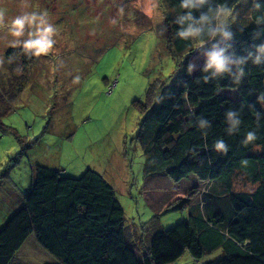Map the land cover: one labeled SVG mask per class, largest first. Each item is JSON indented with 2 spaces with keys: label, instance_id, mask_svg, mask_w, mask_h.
Returning <instances> with one entry per match:
<instances>
[{
  "label": "rangeland",
  "instance_id": "obj_1",
  "mask_svg": "<svg viewBox=\"0 0 264 264\" xmlns=\"http://www.w3.org/2000/svg\"><path fill=\"white\" fill-rule=\"evenodd\" d=\"M143 2L0 0L6 22L22 12H47L58 33L53 51L35 57L27 68L16 54L10 55L11 60L5 56L13 37L6 28L0 29L4 60L0 95L9 83L10 88H19L0 116V228L21 207L37 165L71 177L86 169L100 173L113 187L125 226L138 244L146 243L157 227H172L186 219L201 201L205 211L212 209L211 195L201 196L203 190H210V183L194 175L173 182L162 173L146 174L144 142L151 137V120L133 102L145 104L152 85L158 86L155 103L161 99L180 74L183 57L174 56L166 42L165 20L174 15L173 4L159 0L156 12L149 16L141 10ZM250 2L238 1L233 25L250 24ZM214 42L194 44L187 63L198 67L204 61L202 51ZM17 67L27 68L22 79L13 76ZM77 76L80 80L74 83ZM242 178L236 173L233 183L244 188ZM217 187L216 193L223 194L221 184ZM226 203L228 199L221 206ZM29 238L49 259H55L33 235ZM31 247L28 243L24 252L35 253L31 264L42 262ZM221 256L219 248L195 259L186 249L172 264H209Z\"/></svg>",
  "mask_w": 264,
  "mask_h": 264
},
{
  "label": "trees",
  "instance_id": "obj_2",
  "mask_svg": "<svg viewBox=\"0 0 264 264\" xmlns=\"http://www.w3.org/2000/svg\"><path fill=\"white\" fill-rule=\"evenodd\" d=\"M238 1L212 0L213 5L226 2L232 8ZM257 2L264 6V0ZM170 3L175 12L165 20L166 42L174 56L183 57L180 74L156 103L155 85L148 89L145 104L133 102L151 120V137L144 142L146 174L162 173L173 182L194 175L198 181L210 183V190H203L201 196L211 195L212 209L205 211L201 201L186 219L172 227L156 228L146 243L138 244L125 226L113 187L100 173L86 169L71 177L37 165L21 207L0 228V264H23L16 253L30 235L59 264H172L186 249L198 259L219 248L222 256L209 264H264V104L258 100L264 95V64L249 60L239 84L227 74L205 83L204 61L189 73V50L194 44L208 42L176 35L182 26L174 19L188 10L180 8V0ZM202 11H207V5L193 10L194 17ZM257 15L264 11H253L251 0V22L231 25L232 37L226 41L231 47L226 54L245 56L249 51L255 53L253 45L264 43V24L255 23ZM256 31H261L260 36L253 39ZM15 54L27 68L34 63L35 57L20 47L9 46L5 56L11 60L10 55ZM27 68L17 67L13 76L22 79ZM10 87L0 95V116L19 90ZM229 109L239 111L241 118L239 131L232 135L227 133L225 117ZM199 118L208 120L211 127L201 128ZM248 131H254L258 139L244 146ZM217 140L228 145L226 154L214 149ZM236 173L242 175L241 186L247 189L233 183ZM219 184L223 194L216 193ZM223 199L228 203L221 206Z\"/></svg>",
  "mask_w": 264,
  "mask_h": 264
},
{
  "label": "clouds",
  "instance_id": "obj_3",
  "mask_svg": "<svg viewBox=\"0 0 264 264\" xmlns=\"http://www.w3.org/2000/svg\"><path fill=\"white\" fill-rule=\"evenodd\" d=\"M137 3L140 4L141 0H137ZM206 5L207 11H202L198 18L194 17L193 10H200ZM158 6L159 0H144L141 10L145 15L151 16L156 12ZM179 6L181 9L188 10L183 15H177L174 19L175 24L178 23L182 26L176 33L179 38L201 42L207 41L208 43L215 41L211 43L210 49L206 48L202 51L204 64L201 71L207 74L202 77L205 83L227 74L234 83L239 84L245 76L244 66L249 60L255 65L264 64V43L253 45L255 53L249 51L245 56H237L234 52L226 54L231 47L226 43L232 37L229 29L231 25L236 23L238 16V13H235L228 3L223 2L213 5L212 0H180ZM252 10L262 12L264 6L257 0H252ZM120 11L122 14L123 9ZM254 19L257 25L264 24V15H257ZM113 23H116V21H113ZM5 28L8 34L13 37L10 41L11 46L22 48L26 55L34 57L48 56L57 43L55 39L58 34L57 27L50 22L47 12H22L6 22L5 10L0 8V29ZM260 33L261 31H256L253 39L259 38ZM3 63L4 60L0 58V66ZM55 70L56 68L53 67V71ZM195 70L196 65L190 63L188 66L189 73ZM79 80V76L75 77L74 83L79 82ZM185 100L187 102V97H185ZM258 100L264 104V95L259 96ZM225 117L226 122L229 124L227 133L232 135L238 132L241 125L240 112L229 109L225 113ZM198 122L201 128L206 125L209 128L211 127L206 119L199 118ZM257 139L258 137L254 131H248L242 143L247 146ZM214 149L217 152L226 154L228 145L223 140H217Z\"/></svg>",
  "mask_w": 264,
  "mask_h": 264
},
{
  "label": "crops",
  "instance_id": "obj_4",
  "mask_svg": "<svg viewBox=\"0 0 264 264\" xmlns=\"http://www.w3.org/2000/svg\"><path fill=\"white\" fill-rule=\"evenodd\" d=\"M157 228H159V227H157ZM160 228H162V227H160ZM29 237H31V235L28 236V238L25 240V242L23 243L21 248L16 253V256H17L18 260H20V262H22L23 264H31L32 259L35 258V253H31L30 251L28 253H24L25 247H27V244L30 243L32 246L31 248H33L35 250V252L40 253V254H38L39 257L42 256L43 261L38 262V264H59L55 259H53V258L49 259L47 254L43 250H41L40 248H37L34 244H32V241L29 240L30 239ZM46 259L48 260V262L45 261Z\"/></svg>",
  "mask_w": 264,
  "mask_h": 264
}]
</instances>
